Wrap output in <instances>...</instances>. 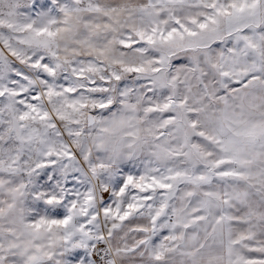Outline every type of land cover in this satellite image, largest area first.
Masks as SVG:
<instances>
[{
	"label": "snow or ice",
	"instance_id": "obj_1",
	"mask_svg": "<svg viewBox=\"0 0 264 264\" xmlns=\"http://www.w3.org/2000/svg\"><path fill=\"white\" fill-rule=\"evenodd\" d=\"M0 264H264V0H0Z\"/></svg>",
	"mask_w": 264,
	"mask_h": 264
}]
</instances>
